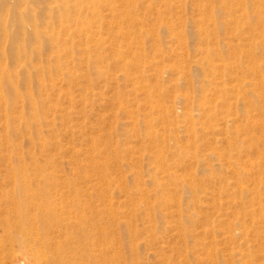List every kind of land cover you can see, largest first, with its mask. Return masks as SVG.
<instances>
[{"label":"rangeland","instance_id":"obj_1","mask_svg":"<svg viewBox=\"0 0 264 264\" xmlns=\"http://www.w3.org/2000/svg\"><path fill=\"white\" fill-rule=\"evenodd\" d=\"M3 1L0 192L70 182L109 264H264V0Z\"/></svg>","mask_w":264,"mask_h":264},{"label":"bare ground","instance_id":"obj_2","mask_svg":"<svg viewBox=\"0 0 264 264\" xmlns=\"http://www.w3.org/2000/svg\"><path fill=\"white\" fill-rule=\"evenodd\" d=\"M32 1L34 0H24L27 4ZM37 1L50 10H54L51 5H56L57 12L62 13L61 18L64 16L60 24L69 23V16L64 15L70 12L69 2ZM0 2V31L3 30L12 41H18L27 22L15 13L11 14L10 20H4L1 14L5 2ZM79 3L80 6L85 5L94 10L98 5L97 0H82ZM257 15L262 14L257 12ZM27 39L31 42L34 35L30 34ZM58 41L52 40L53 48L59 46ZM257 47L264 51V39L260 44H255L254 49ZM26 179L14 177L12 189L0 192V197L4 199L0 202V207H5L2 214L9 217L7 222L4 220L8 225L3 230V240L0 239V255L6 251L10 264H109L100 241L102 229L99 233L95 225L86 219L87 209L80 199V191L70 182L49 177L33 182ZM98 228L100 229L99 226ZM5 258L0 260V264H8V258Z\"/></svg>","mask_w":264,"mask_h":264}]
</instances>
